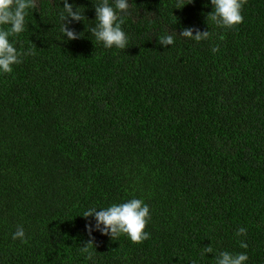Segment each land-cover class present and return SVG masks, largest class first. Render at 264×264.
Wrapping results in <instances>:
<instances>
[{"label": "trees", "instance_id": "trees-1", "mask_svg": "<svg viewBox=\"0 0 264 264\" xmlns=\"http://www.w3.org/2000/svg\"><path fill=\"white\" fill-rule=\"evenodd\" d=\"M67 3L83 19L39 0L15 38L33 54L0 74V264H216L225 250L264 264V0L227 29L211 0H128L126 49L92 35L102 0ZM133 197L148 239L88 235L87 209Z\"/></svg>", "mask_w": 264, "mask_h": 264}, {"label": "clouds", "instance_id": "clouds-1", "mask_svg": "<svg viewBox=\"0 0 264 264\" xmlns=\"http://www.w3.org/2000/svg\"><path fill=\"white\" fill-rule=\"evenodd\" d=\"M245 0H211L213 11L210 14L211 20L220 28H232L243 22L242 8ZM39 0H0V74L12 73L14 66L22 62V58L32 55V50L20 51L15 46V38L26 30V17L29 12L37 10ZM40 5V4H39ZM130 8L128 0H115L112 4L109 0H102L98 4L96 11V27L92 28V35L104 48L126 49L129 37L122 25L126 17H119L118 12H127ZM71 17L74 20H81L79 9L73 12L72 5L65 0L64 10L59 12L60 21ZM63 37L68 40H75L78 34L69 30L61 24ZM211 33H197L193 36L192 31L185 30L184 37L191 38L196 42L208 39ZM11 38V39H10ZM176 36L165 34L159 36L158 43L162 45H173ZM215 51V49H213ZM87 222L85 229L89 236L99 232L101 235L110 236L112 239L121 235L126 236L133 243H141L150 237L146 225L151 220L150 207L142 198H130L124 202L112 203L106 207H92L87 209L83 215ZM92 217L95 223L88 221ZM247 230L243 227L236 232L237 236L246 235ZM13 240H26V232L23 226H18L12 234ZM242 248H247V244L240 242ZM81 251L91 258L94 253L89 246V242L82 247ZM212 247H206L204 253H213ZM203 255V253H202ZM249 257L246 252L233 253L227 250L219 252L215 256L216 264H247Z\"/></svg>", "mask_w": 264, "mask_h": 264}]
</instances>
